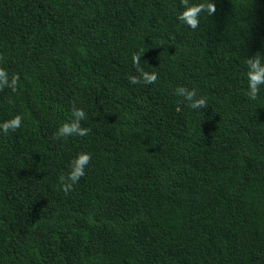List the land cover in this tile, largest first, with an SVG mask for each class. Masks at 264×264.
Wrapping results in <instances>:
<instances>
[{
    "label": "trees",
    "instance_id": "obj_1",
    "mask_svg": "<svg viewBox=\"0 0 264 264\" xmlns=\"http://www.w3.org/2000/svg\"><path fill=\"white\" fill-rule=\"evenodd\" d=\"M207 3L0 0V264H264V0ZM73 108L89 133L56 138Z\"/></svg>",
    "mask_w": 264,
    "mask_h": 264
},
{
    "label": "clouds",
    "instance_id": "obj_2",
    "mask_svg": "<svg viewBox=\"0 0 264 264\" xmlns=\"http://www.w3.org/2000/svg\"><path fill=\"white\" fill-rule=\"evenodd\" d=\"M185 4V11L180 14L178 17L179 20L186 23L190 28L196 29L199 25V14L202 11H207L209 15H212L216 11L214 3L199 4V5H187V0H183ZM139 55L133 57L134 63L138 64ZM248 72V96L250 99L255 100L259 92L260 86L264 85V64L261 63L259 54H256L254 57L247 60ZM141 78L146 84L155 83L157 76L155 73L147 74L142 73ZM18 75H13L9 79L8 73L0 68V90L4 88L15 89V86L18 82ZM130 83L137 84L140 83V78L130 77ZM176 94L184 97V99L190 102V107L196 108H205L206 100L204 98H195V90H187L185 88L176 89ZM72 120L70 122L63 123L56 133V138L69 137V136H86L90 129L82 128L80 121L86 118V114L82 109L73 108L72 110ZM22 118L19 115L14 116L12 119L0 123V131L4 134H7L9 131H15L21 126ZM92 157L89 153H80L70 162V170L66 176H61L60 179V190L67 193L71 191L73 185H75L81 177L84 176V170L89 165Z\"/></svg>",
    "mask_w": 264,
    "mask_h": 264
}]
</instances>
